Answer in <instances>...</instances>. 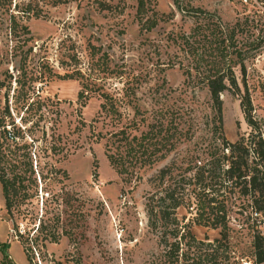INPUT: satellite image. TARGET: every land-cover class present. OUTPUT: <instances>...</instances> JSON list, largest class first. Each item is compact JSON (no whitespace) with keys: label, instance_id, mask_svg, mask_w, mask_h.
<instances>
[{"label":"rangeland","instance_id":"1","mask_svg":"<svg viewBox=\"0 0 264 264\" xmlns=\"http://www.w3.org/2000/svg\"><path fill=\"white\" fill-rule=\"evenodd\" d=\"M9 1L10 6H0V118L4 116L9 131L11 122L17 127L24 122L18 143L28 146L19 153L29 155L33 170L44 174L46 164H51L64 172L56 181L45 179L50 195L43 198L55 195L45 206L54 212L56 194L63 188L72 196L70 211L78 221L59 224L69 236L50 243L38 239L24 252L20 240L13 238L0 193V264H157V239L143 209L145 195L155 191L148 180L163 166L183 165L180 160L187 151L212 141L210 130L216 125L207 90L193 77V58L169 41L170 33L189 32L195 12L181 15L172 0H148L159 22L143 32L134 19L136 0H65L56 7L49 6L54 0ZM180 1L213 16L223 28L234 27L241 61L233 67L237 91L228 89L219 96L221 131L230 143L250 132L259 133L264 141V0ZM27 2L42 5L43 16L21 15ZM10 14L28 35L18 27L12 35ZM71 54L74 61H68ZM178 62L190 69V78L185 80ZM67 70H78L93 85L83 104L76 98L80 89L76 75L56 77ZM102 93L117 98L115 121L99 117ZM243 97L249 101L255 132L243 120L239 106ZM157 110L164 112L163 122L172 121L173 127L186 131V143L149 168L129 167L117 174L106 160L104 139L96 142V134L104 135L115 124L127 129L131 120L149 122ZM40 186L37 203L33 201L38 213L39 196L44 194ZM225 212L228 240L241 252L250 240L249 226L264 236V216L255 217L244 198L231 200ZM176 217L196 240L219 238L217 230L194 220L192 207H180ZM18 223L25 228L26 223ZM4 243L7 248H2Z\"/></svg>","mask_w":264,"mask_h":264},{"label":"trees","instance_id":"2","mask_svg":"<svg viewBox=\"0 0 264 264\" xmlns=\"http://www.w3.org/2000/svg\"><path fill=\"white\" fill-rule=\"evenodd\" d=\"M10 1L1 2V7L10 6ZM173 8L181 15L194 16V25L187 34L169 35L170 43L183 54L193 58L191 70L198 83L205 86L210 108L213 114V124L210 130L212 141L204 146L193 148L181 157L183 165L160 168L155 176L148 180L154 192L144 197L143 209L146 222L155 236L159 250L157 264H264V236L255 226H249L250 240L246 244V251L241 252L229 239V230L226 220V207L231 200L244 198L255 217L264 216V141L259 133L250 132L246 137H239L236 141L228 142L221 131V100L220 94L228 89L237 91L233 74V67L240 65L241 50L237 48L234 27L224 28L214 20L213 16L201 12L189 5V2L172 0ZM66 4L65 0H54L49 6L56 7ZM21 15L26 19L43 16L42 5L27 2L23 4ZM153 4L148 0H136L134 19L140 31L150 32L158 24L159 19L154 11ZM18 9L14 4L13 9ZM9 31L15 35L18 28H23L25 35L28 30L25 26L15 23L13 14L9 15ZM29 41V37L24 43ZM234 57L229 60L228 57ZM71 54L68 61H74ZM60 65L61 62H59ZM172 65V64H171ZM182 75L191 77L190 69L181 62L177 63ZM80 82L77 101L82 104L88 100L93 85L78 70H71L57 75V78H74ZM83 79V80H82ZM99 117L115 121L119 117L115 104L117 98L109 94H99ZM239 106L246 125L255 132V124L249 116V101L243 97ZM137 113V111H135ZM155 119L149 122L143 120L139 124L131 120L127 126L115 124L104 135L96 134V142L104 139L105 157L109 165L117 174L125 173L131 168H149L155 161L166 158L170 151L178 149V145L186 143V131L182 132L173 122H163L164 112H154ZM20 121V120H19ZM11 130L6 128L4 116L0 118V193L5 215L10 222V230L15 240H20L24 252L36 245V240L55 242L58 238L67 235L65 229L59 230L62 222L76 223L73 217L72 196L59 188L56 194L54 212L51 207L45 206L55 195L46 191L45 179L56 181L57 175L64 172L46 164L42 174L32 169L29 155L19 153L25 146L19 144V139L25 131L24 122L17 127L11 122ZM141 127V129H139ZM21 128V129H20ZM129 130V131H128ZM136 134H133L132 132ZM217 135V137L215 136ZM47 151L46 148H44ZM49 150L54 152V147ZM39 168V166H37ZM43 191L39 196V213L35 211L37 189ZM43 185V187H42ZM183 206L192 207L195 221L199 224L218 231L214 240H196L176 217V211ZM44 207V208H43ZM69 211V212H68ZM76 213L79 219L83 215L78 207ZM68 213V214H67ZM73 217V218H72ZM37 221L36 226L34 222ZM24 222L25 228L18 226ZM32 228L28 229L30 225ZM35 227V230L33 229ZM32 233V236L30 232ZM59 230V232H58ZM33 240V242H32ZM7 248L4 243L2 248ZM44 247V245L42 246ZM33 250V249H32Z\"/></svg>","mask_w":264,"mask_h":264},{"label":"built area","instance_id":"3","mask_svg":"<svg viewBox=\"0 0 264 264\" xmlns=\"http://www.w3.org/2000/svg\"><path fill=\"white\" fill-rule=\"evenodd\" d=\"M245 2V0H243Z\"/></svg>","mask_w":264,"mask_h":264}]
</instances>
